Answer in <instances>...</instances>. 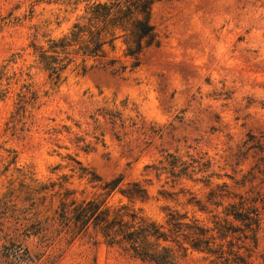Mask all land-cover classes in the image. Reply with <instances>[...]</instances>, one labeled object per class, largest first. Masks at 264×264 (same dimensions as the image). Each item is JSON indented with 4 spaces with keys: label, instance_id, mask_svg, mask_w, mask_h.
<instances>
[{
    "label": "rangeland",
    "instance_id": "obj_1",
    "mask_svg": "<svg viewBox=\"0 0 264 264\" xmlns=\"http://www.w3.org/2000/svg\"><path fill=\"white\" fill-rule=\"evenodd\" d=\"M93 1L0 0V264H157L77 233L58 192L73 189L78 201L103 192L82 167L103 181L148 180L150 198L135 206L162 221L165 206L193 209L162 197L170 183L147 165L202 154L220 175L213 184L241 193L231 177L264 156L249 148L264 143V0H159L137 67L118 39L108 55L127 68L70 66L56 85L35 47L67 34ZM183 182L199 197L210 190ZM262 254L264 224L254 264ZM179 264L210 262L193 251Z\"/></svg>",
    "mask_w": 264,
    "mask_h": 264
},
{
    "label": "trees",
    "instance_id": "obj_2",
    "mask_svg": "<svg viewBox=\"0 0 264 264\" xmlns=\"http://www.w3.org/2000/svg\"><path fill=\"white\" fill-rule=\"evenodd\" d=\"M157 1L95 0L88 3L67 34L35 47L39 62L56 85L61 83L70 66L81 67L83 72L93 68L125 69L127 65L109 57L107 50L108 47L115 50L116 41L122 39L124 55L133 59L132 68L137 67L142 51L156 37L152 10ZM89 61H92L90 65ZM250 138L255 137L250 135ZM249 148L264 152V143ZM213 166L202 154L184 157L170 152L158 163L146 166L158 178L165 176V183H170V189L159 190L162 197L175 201L185 198L184 205L193 209L190 212L165 206L162 221L149 217L141 207L135 206L137 200L145 202L150 198L148 180L126 181L120 174L103 181L100 175L84 167L83 175L88 174L90 181L99 182L103 192L78 201L73 197L76 191L65 188L64 192H58L60 208L64 214H70L77 233L92 230L107 245L143 261L179 264L181 258L197 251L204 254L210 264H254L264 224V156L242 179L231 177L235 185L244 188L241 193L233 191L225 181L213 184V178L220 177L212 170ZM185 179L202 182L210 190L199 197L183 186ZM115 193L122 199L118 204H110L108 199ZM199 212L207 218L197 216ZM262 258L261 264H264V254Z\"/></svg>",
    "mask_w": 264,
    "mask_h": 264
}]
</instances>
